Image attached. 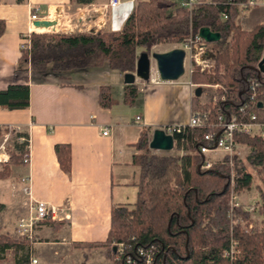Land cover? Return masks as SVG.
Segmentation results:
<instances>
[{
  "label": "trees",
  "instance_id": "trees-1",
  "mask_svg": "<svg viewBox=\"0 0 264 264\" xmlns=\"http://www.w3.org/2000/svg\"><path fill=\"white\" fill-rule=\"evenodd\" d=\"M243 1L214 0L190 12L174 0H136L119 30L29 34V46L21 49L18 60L31 70L69 71L107 62L125 74L135 71L140 49L149 53L159 44H179L201 27L220 34L216 42L220 48L212 54L214 67L210 71L193 67L191 71V82L219 85L209 101L200 103L195 96L192 99V111L208 112L209 119L203 126H185L173 135V150L191 153L153 150L149 148L150 131L143 129L134 144L137 153L132 161L138 168L135 203L131 208L112 206L106 239L77 244L85 247L84 258L98 247L111 264H126L127 258L135 264H147L145 251L152 257L150 264H264V139L258 134L235 132L234 142L248 148L246 155H234L232 164L225 155L209 168L200 167L205 158L199 146L211 145L204 136L219 131L220 115L225 120L235 116L237 122L245 123L254 114L257 122H264V74L257 68L264 53V23L249 30L237 24ZM4 30L5 21L0 19V36ZM137 94L135 84H126L123 101L131 105ZM98 101L103 108L115 103L108 86L99 88ZM29 103L26 84L0 90L3 109L27 108ZM7 130L8 126L0 127V136ZM17 136L23 141L8 148L0 179L9 177L11 165H25L28 133L17 132ZM54 152L60 168L70 173V145L57 143ZM232 183L238 194L253 186L258 193L253 211L259 219L249 230L238 220H251L252 212L243 205L231 204ZM232 241L237 242L240 254L225 256ZM30 242L26 237L14 239L0 234V264L10 248L14 264H27L20 250Z\"/></svg>",
  "mask_w": 264,
  "mask_h": 264
},
{
  "label": "crops",
  "instance_id": "crops-1",
  "mask_svg": "<svg viewBox=\"0 0 264 264\" xmlns=\"http://www.w3.org/2000/svg\"><path fill=\"white\" fill-rule=\"evenodd\" d=\"M108 1L0 0V19L5 21V30L0 36V90L9 85L26 84L30 98L27 108L0 107V127H16L28 133L30 157L28 164L11 165L7 177L10 179L8 201H2L6 187L0 185V234L14 239L23 237L18 234L17 223L24 215L27 218L33 213L31 204L35 201L56 208L54 216L34 226L31 242L20 250L27 257V264H34L32 259L37 260L36 264H111L102 248H92L84 258L85 247L77 244L104 241L110 228L112 206L131 208L135 203L138 168L132 161L137 153L134 144L141 131L149 130L152 135L155 129L164 126L186 124L193 97L205 103L212 98L213 90L219 88V85L199 86L191 82L186 58L184 73L172 81L159 77L152 60L148 80L134 77L132 83L137 86L138 94L129 105L123 101L125 73L112 69L107 62L69 71H34L19 62L24 35L40 31L35 21H30L32 8H39L38 16L42 20L57 23V14L70 12L72 27L58 30L54 24L55 31L119 30L136 0H121L115 9L101 12L102 15L93 19L89 12L93 9L100 13L99 8ZM77 10H81L79 18ZM213 53L208 48V54ZM101 86L111 90L115 103L109 108L99 104ZM197 87H201L199 96L195 95ZM105 130L107 134H103ZM57 143L70 145V173L59 166L54 152ZM242 146L245 145H236V149ZM216 153L223 154L214 152L207 156ZM5 155L0 152V158ZM23 176L30 180V195L22 193ZM132 198L135 200L129 201ZM3 257L2 264H14L13 248Z\"/></svg>",
  "mask_w": 264,
  "mask_h": 264
},
{
  "label": "built area",
  "instance_id": "built-area-1",
  "mask_svg": "<svg viewBox=\"0 0 264 264\" xmlns=\"http://www.w3.org/2000/svg\"><path fill=\"white\" fill-rule=\"evenodd\" d=\"M121 0H109L104 6L99 8L100 13L106 11H112L115 9ZM214 0H180L179 6L187 9L192 12L196 9V7L204 4H212ZM264 6V0H245L239 4L240 12L241 10L248 8H256ZM38 7L32 8V12L30 13V21L34 22L37 20H42L38 16ZM81 14V13H80ZM223 19L226 18L225 14L221 16ZM59 23L56 22V25ZM37 29H55V26L49 27H36ZM30 34V33H29ZM29 34L24 35L21 47L25 48L29 46ZM178 47L182 48L185 51V58L189 61V70L192 71L193 67H197L200 70L210 71L213 67V59L212 55L208 54V46L204 39L199 35L198 32L190 33L186 39H184L181 43L178 44ZM250 89H254V85L250 86ZM209 119L208 112H200V111H191L188 121L186 124H176L164 126L161 128L164 130L166 134L174 135V133H179L185 126L189 127H199L203 126L207 123ZM220 127L219 131L214 133H207L204 136V139L209 141L211 145H200L199 152L204 156L205 160L201 163L200 167L209 168L213 161L207 160L206 156L210 153L214 152H223L229 158V164H232V160L234 155L236 154V144L233 139V135L235 132L245 133V134H258L261 138L264 139V122H257L256 116L254 114L250 115V121L245 123H240L236 121L235 116H232L229 120H225L222 115L219 116ZM9 130H14L13 127L8 126ZM103 134H107V130L103 131ZM2 146H0L1 148ZM5 155V154H4ZM8 156L5 155L0 158V161H7ZM23 162H29V154H25L23 157ZM21 190L22 193L26 195H30V180L29 178H21ZM231 204L237 206V202L234 201V196H231ZM31 208L33 213L27 218H20L17 223V231L19 236L31 238L34 230V226L45 220L48 216H54L56 212V208L54 206L48 205L45 202L35 201L31 204ZM237 242L232 241L230 248L224 251L225 256H232L237 253ZM147 264H150L152 261V257L148 251L144 252ZM32 263L36 264L37 260L32 259ZM126 264H135V262L127 258Z\"/></svg>",
  "mask_w": 264,
  "mask_h": 264
},
{
  "label": "rangeland",
  "instance_id": "rangeland-1",
  "mask_svg": "<svg viewBox=\"0 0 264 264\" xmlns=\"http://www.w3.org/2000/svg\"><path fill=\"white\" fill-rule=\"evenodd\" d=\"M174 1L179 3L180 0H174ZM92 10L89 13H92L91 15L94 17L93 19H96L95 18L96 15H99V14L102 15V13H97V12H94ZM75 12H76V17L79 18L80 16L78 15V13L81 12V10H77ZM69 13L70 12L67 11V12L61 13L60 15L57 14L55 16V19H58V23H59L58 26H56V29L58 28V30H60V29L68 30L69 28L72 27V22L69 20L70 17H68ZM260 21H264V8H248V9L241 10L240 15L237 19V23L243 29H249L254 24H257ZM55 24H56V22H55ZM88 24H86L85 26H87ZM95 26L97 27V24H95ZM42 32H60V31H55V29H52V28L51 29L46 28V29H42L41 31H38V33H42ZM207 46H208L209 50L213 51V52L217 51L220 48V44H218L216 42H209V43H207ZM175 47H178V44H176V43L159 44V45L152 47V49L149 53L151 54L153 52H166V51L171 50ZM140 50L137 53H139ZM213 67H214V63H213ZM13 129H14V131L8 129L6 132L2 133V135L0 136V146H2L0 148V152H1V154L2 153L6 154L8 157H9L8 148H11L12 144L15 142H22L23 141L22 137L17 136V132H20V131H18V129L16 127H13ZM246 150L248 151V149L245 146L237 148L235 150V152H236L235 155H238L240 158H243L247 153ZM158 152L175 153V152H173V149L169 150V151H162L161 150ZM224 156H225V153H223V154L222 153H216L212 156L209 155L206 158H209V159H211V161L216 162V161H220V160L222 161ZM29 161H30V157H29ZM228 162H229V159H228ZM0 163H1V167H0V169H1L4 162L3 163L0 162ZM28 163L29 162L24 163V164H28ZM9 182H10L9 178L2 179V180L0 179V185L6 187V190H4V196H2V198H3L2 201H6V200L8 201ZM232 189H233V183L230 185V191H231L230 195L234 196V201L237 202V204H238L237 206L243 205L244 209H247V210L252 212V216H251L252 219L251 220H249V221H245L242 219L238 220L242 227L249 230L251 227H253L255 225L254 221L259 219V215L257 214V212L253 211L255 209V199L258 200V198H259L256 196V194H258V193H257L256 189L254 188V186L251 189L244 190L243 192H241L239 194L236 193L234 191V189L233 190ZM231 196H230V201H231ZM134 200L135 199L132 198V200H129V201H134ZM247 202L251 203V204L248 205ZM24 217H25V215H24ZM236 247H237V245H236ZM236 249H237L236 254H240V250L238 248H236Z\"/></svg>",
  "mask_w": 264,
  "mask_h": 264
},
{
  "label": "water",
  "instance_id": "water-1",
  "mask_svg": "<svg viewBox=\"0 0 264 264\" xmlns=\"http://www.w3.org/2000/svg\"><path fill=\"white\" fill-rule=\"evenodd\" d=\"M55 22L48 20H37L34 22L36 27H49L54 25ZM199 35L206 43L217 42L220 39V34L213 32L209 27H201L198 30ZM152 59L155 61L156 71L162 80L172 81L178 79L184 73V59L185 51L180 47H175L166 52H141L136 61L135 74L126 73L124 81L127 84L133 82L134 77L137 76L142 80L150 78ZM260 73L264 74V53L257 64ZM201 94V87L195 89V95ZM174 147V138L170 134H166L162 129H155L152 132L149 148L156 151H169ZM227 184H225V187Z\"/></svg>",
  "mask_w": 264,
  "mask_h": 264
},
{
  "label": "bare ground",
  "instance_id": "bare-ground-1",
  "mask_svg": "<svg viewBox=\"0 0 264 264\" xmlns=\"http://www.w3.org/2000/svg\"><path fill=\"white\" fill-rule=\"evenodd\" d=\"M38 30H40V31H41V29H38Z\"/></svg>",
  "mask_w": 264,
  "mask_h": 264
}]
</instances>
